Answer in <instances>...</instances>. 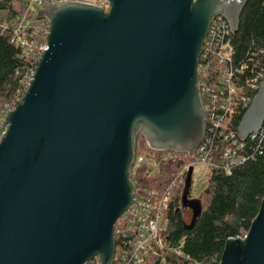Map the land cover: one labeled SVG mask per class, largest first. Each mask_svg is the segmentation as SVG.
Instances as JSON below:
<instances>
[{
    "label": "water",
    "instance_id": "1",
    "mask_svg": "<svg viewBox=\"0 0 264 264\" xmlns=\"http://www.w3.org/2000/svg\"><path fill=\"white\" fill-rule=\"evenodd\" d=\"M58 0L31 84L0 140V264H112L113 226L135 192L138 136L192 154L206 132L198 61L212 19L236 32L247 0ZM264 123V78L243 112L246 140ZM187 178V186L189 183ZM192 207L193 224L197 215ZM220 264H264V198Z\"/></svg>",
    "mask_w": 264,
    "mask_h": 264
},
{
    "label": "built area",
    "instance_id": "2",
    "mask_svg": "<svg viewBox=\"0 0 264 264\" xmlns=\"http://www.w3.org/2000/svg\"><path fill=\"white\" fill-rule=\"evenodd\" d=\"M22 10L11 16L9 9L0 10V33L11 32V43L18 49V57L25 62L16 75L19 85L12 98L0 108V140L5 131L2 122L5 114L20 102L31 84L33 74L41 54L46 48L44 40L49 30L45 19H37L36 14L44 5L58 0H22ZM103 6L101 0H79ZM233 33L230 24L220 15L215 16L204 38L198 61V95L206 115V132L201 143L192 154L176 153L155 149L148 145L135 143L134 157L130 169V180L135 196L128 208L117 218L113 226L115 248L112 264H220L219 256L208 259H194L184 251L185 238L180 236L171 240L168 233L169 208L176 191L183 192L189 175V192L196 179L205 185L211 169H221L230 175L234 168L247 161L248 140L264 136V123L260 131L252 133L243 140L238 132L237 118L245 111L264 78V68L257 71L253 64L243 60L238 64L233 59L229 37ZM252 73L250 77L246 72ZM183 160V165L171 174L169 182H153L143 185L135 177L137 170L144 168L145 176L160 174L166 162ZM204 169L194 175V168ZM182 197V195H181ZM182 217V215H181ZM184 221V220H183ZM185 223V222H184ZM186 224V223H185ZM244 234L240 239H244ZM87 264H99V257H93Z\"/></svg>",
    "mask_w": 264,
    "mask_h": 264
},
{
    "label": "trees",
    "instance_id": "3",
    "mask_svg": "<svg viewBox=\"0 0 264 264\" xmlns=\"http://www.w3.org/2000/svg\"><path fill=\"white\" fill-rule=\"evenodd\" d=\"M22 4V0H0V10L9 9L12 16L22 10ZM10 39L11 32L0 33V108L15 93L19 85L16 71L25 65ZM229 46L236 64L250 59L255 73L264 68V0H247L238 29L229 37ZM251 74L246 72L248 77ZM136 143L144 146L145 140L138 136ZM245 150L249 158L230 175H225L221 169H211L205 190L196 200L197 215L192 225L184 223L179 210L169 208L167 211L170 239L183 236L184 251L194 259L220 257L226 241L246 234L257 216L264 198V136L248 140ZM182 165L183 160L168 161L161 166L158 176L147 177L141 168L135 177L145 186L169 182L171 174ZM188 190L189 185L183 192L176 191L172 205H178L181 195H187Z\"/></svg>",
    "mask_w": 264,
    "mask_h": 264
},
{
    "label": "rangeland",
    "instance_id": "4",
    "mask_svg": "<svg viewBox=\"0 0 264 264\" xmlns=\"http://www.w3.org/2000/svg\"><path fill=\"white\" fill-rule=\"evenodd\" d=\"M203 169H204L203 166L195 167L194 175H196V173L200 172ZM185 186H187V183H185ZM204 190H205V185H202L196 179H193L190 192H189L190 198H187L185 194H182L181 202H180V209L182 213L181 214L182 219L184 220L186 224H190L191 222L190 212L184 211L187 208V201H191L192 203H194V201L197 200L201 196Z\"/></svg>",
    "mask_w": 264,
    "mask_h": 264
},
{
    "label": "flooded vegetation",
    "instance_id": "5",
    "mask_svg": "<svg viewBox=\"0 0 264 264\" xmlns=\"http://www.w3.org/2000/svg\"><path fill=\"white\" fill-rule=\"evenodd\" d=\"M194 206V203L191 201H187V208L184 211L190 212V216L192 218V207Z\"/></svg>",
    "mask_w": 264,
    "mask_h": 264
}]
</instances>
